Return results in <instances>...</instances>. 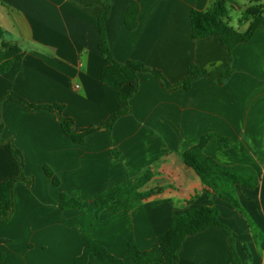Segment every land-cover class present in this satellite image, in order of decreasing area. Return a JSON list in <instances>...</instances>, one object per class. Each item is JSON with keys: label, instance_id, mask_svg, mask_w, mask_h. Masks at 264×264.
Listing matches in <instances>:
<instances>
[{"label": "crops", "instance_id": "obj_1", "mask_svg": "<svg viewBox=\"0 0 264 264\" xmlns=\"http://www.w3.org/2000/svg\"><path fill=\"white\" fill-rule=\"evenodd\" d=\"M212 1L111 0L106 33L113 58L141 62L172 84L186 77L191 64L220 77L227 65L220 38L192 37V11H206ZM227 1L233 8L231 24L244 31L248 25L237 22L248 5ZM132 3L140 7L135 30L125 24ZM102 5L103 0H0V50L3 40L21 49L10 70L0 74V96L11 92L35 105H61L77 129L102 124L119 112L118 92L101 81L107 65L98 48ZM232 70L224 84L200 78L189 90H166L153 76L141 74L131 113L112 131L100 129L81 145L66 136L55 112L4 100L0 182L20 174L11 141L23 155L24 175L35 185H15L14 215L8 224L0 222L3 264H75L90 243L136 264L128 256L131 243L149 251L176 216L210 204L200 178L182 158L208 134L228 142L210 140L208 156L226 166H250L259 176L254 190L236 186L238 210L217 196L212 201L242 264H264V26L233 49ZM130 91L126 84L121 92ZM46 168L58 177L59 187ZM148 173L151 180L142 191L162 188V194L130 211L98 209L102 193ZM61 194L82 207L62 209ZM229 262L228 235L212 228L186 238L178 264ZM86 264L108 262L90 257Z\"/></svg>", "mask_w": 264, "mask_h": 264}, {"label": "trees", "instance_id": "obj_2", "mask_svg": "<svg viewBox=\"0 0 264 264\" xmlns=\"http://www.w3.org/2000/svg\"><path fill=\"white\" fill-rule=\"evenodd\" d=\"M262 0H251L241 14L239 24L248 25L244 31L235 28L231 22L230 14L233 8L227 0H213L210 8L206 11L193 10L191 13L192 37L203 39L209 36H218L226 48L227 65L225 71L218 78L210 75L203 67L191 64L188 68L186 77L176 84L170 83L165 76L156 69H151L141 62L128 61L125 63L117 62L111 53L107 33L106 22L111 11V0H103V5L98 19L99 44L98 48L107 65L101 73V81L118 92L121 109L114 113L109 119L99 125L85 129H77L73 119L66 117L64 107L61 105H35L20 98L19 96L7 92L0 96V143L6 141L1 139L3 131V121L1 116V106L4 100L10 99L31 111L46 110L55 112L58 115L61 127L66 136L75 144L81 145L87 137L100 129L112 131L116 122L123 116L131 113L130 101L137 94L140 83L139 76L148 74L156 78L166 90H189L192 84L200 78H208L218 84H224L233 74L232 70V51L242 43L250 42L258 27L264 26V5ZM140 7L137 3H132L126 12L125 24L129 30H135L138 26V15ZM4 38L0 28V39ZM21 53L20 47L13 42L3 40L0 50V74H5L10 70L14 59ZM130 85L131 91L124 95L121 91L124 85ZM217 139L225 144L227 140L217 134L204 136L200 143L191 147L183 153L184 164L192 169L200 178L204 185L205 192L210 199L208 206H202L190 210L186 214L178 215L174 218L172 227L159 236L152 249L140 251L134 243L130 244L129 257H132L136 264H178L180 250L187 237L199 234L208 229H220L226 232L229 238V264H242L233 238L227 226L221 223L220 211L214 205L212 197L221 198L229 207L234 210L240 208V202L236 193V186L254 190L259 185V176L250 166L236 165L226 166L205 153L208 142ZM12 156L17 160L20 167V174L17 178L0 182V222L8 224L15 211L14 188L19 182L24 183L29 188L34 187V178H28L23 173L24 158L22 153L8 141ZM45 172L55 187L60 186V180L55 173L46 168ZM151 180V173L145 176L129 180L123 184L114 186L102 193L96 200V205L100 211L118 213L130 211L152 197L162 194V188L142 191ZM60 206L62 209H80L82 203L67 194H61ZM90 257L99 258L108 264H126V258H117L111 255L106 248L95 244H87L82 257L76 259L75 264H86ZM3 264V260H0Z\"/></svg>", "mask_w": 264, "mask_h": 264}, {"label": "rangeland", "instance_id": "obj_3", "mask_svg": "<svg viewBox=\"0 0 264 264\" xmlns=\"http://www.w3.org/2000/svg\"><path fill=\"white\" fill-rule=\"evenodd\" d=\"M237 2H238L240 5H250L251 0H237ZM261 3L264 5V0H262ZM238 15H240V14H236V13H235V16H234V17H236V16H238ZM239 19H240V18H239ZM239 19H238V20H239ZM237 23H238V26H239V27H243V26H241V25L239 24V21H238Z\"/></svg>", "mask_w": 264, "mask_h": 264}]
</instances>
